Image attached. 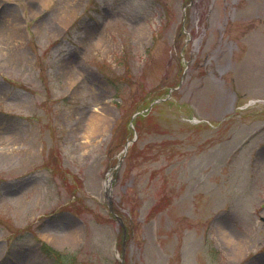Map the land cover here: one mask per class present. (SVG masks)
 <instances>
[{
    "label": "rangeland",
    "instance_id": "obj_1",
    "mask_svg": "<svg viewBox=\"0 0 264 264\" xmlns=\"http://www.w3.org/2000/svg\"><path fill=\"white\" fill-rule=\"evenodd\" d=\"M9 1L5 264H264V0Z\"/></svg>",
    "mask_w": 264,
    "mask_h": 264
},
{
    "label": "bare ground",
    "instance_id": "obj_2",
    "mask_svg": "<svg viewBox=\"0 0 264 264\" xmlns=\"http://www.w3.org/2000/svg\"><path fill=\"white\" fill-rule=\"evenodd\" d=\"M102 120H101V118H98V116L97 117H94L92 120H91V133H93L94 132V128H93V125L92 124H98V123H100ZM96 131H99V129L98 130H96ZM241 248H243L242 247V245H241ZM250 262H252V264H259V259L257 258V257H254L253 259H251L250 260ZM249 262V263H250Z\"/></svg>",
    "mask_w": 264,
    "mask_h": 264
},
{
    "label": "trees",
    "instance_id": "obj_3",
    "mask_svg": "<svg viewBox=\"0 0 264 264\" xmlns=\"http://www.w3.org/2000/svg\"><path fill=\"white\" fill-rule=\"evenodd\" d=\"M60 258H61V256H60Z\"/></svg>",
    "mask_w": 264,
    "mask_h": 264
}]
</instances>
